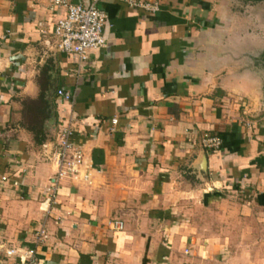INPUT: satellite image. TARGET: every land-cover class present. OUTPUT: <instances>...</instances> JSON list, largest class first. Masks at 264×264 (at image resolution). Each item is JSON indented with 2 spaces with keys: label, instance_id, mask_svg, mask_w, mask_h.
<instances>
[{
  "label": "crops",
  "instance_id": "crops-1",
  "mask_svg": "<svg viewBox=\"0 0 264 264\" xmlns=\"http://www.w3.org/2000/svg\"><path fill=\"white\" fill-rule=\"evenodd\" d=\"M51 1L0 0V264L41 226L38 264H264V0H100L105 45L84 61L56 49ZM69 120L91 183L61 180L47 207Z\"/></svg>",
  "mask_w": 264,
  "mask_h": 264
},
{
  "label": "built area",
  "instance_id": "built-area-1",
  "mask_svg": "<svg viewBox=\"0 0 264 264\" xmlns=\"http://www.w3.org/2000/svg\"><path fill=\"white\" fill-rule=\"evenodd\" d=\"M119 1L131 9L142 10L148 14H155L159 11V4L156 0ZM99 2L100 0H88L87 4H81L71 3L68 0L51 1L52 5L63 7L65 10L64 16L56 20L53 28V34L57 37L55 47L58 51L77 55L80 61H84L90 50L100 49L105 45L103 34L105 14L99 6ZM57 94L63 100L72 102L69 92L58 90ZM110 122L108 130L113 131L117 120L113 117ZM71 134L69 120L58 127L54 144L47 157L56 167L46 187L48 196L44 202L47 207L55 200L61 180L70 179L72 182L81 184L91 183L90 165L85 162L83 151L70 141ZM200 144L206 150L218 149L221 139L216 135L203 134ZM109 225L114 231H120L123 228V223L120 220H112ZM33 237L34 247L24 250L19 255L20 264H38L35 247L46 238L42 226L34 231ZM16 252V249L13 248L5 250V254L8 256L14 255Z\"/></svg>",
  "mask_w": 264,
  "mask_h": 264
},
{
  "label": "trees",
  "instance_id": "trees-1",
  "mask_svg": "<svg viewBox=\"0 0 264 264\" xmlns=\"http://www.w3.org/2000/svg\"><path fill=\"white\" fill-rule=\"evenodd\" d=\"M252 1L253 2H258V1H261V0H252ZM29 109H30V111H32L31 112L32 114L34 112H36L35 114H37V113H38V115H40V114L43 115L44 114V116H45V113H44L45 112V106H44V101L43 100H40L39 102H35V103L29 105ZM36 121H37V118L32 117L30 122H29L30 124L27 125V127L33 133L35 141L37 143L38 142L40 143L43 140L44 137L43 138L42 137L39 138V135H40L41 132H40L39 125H36V124H38V122H36Z\"/></svg>",
  "mask_w": 264,
  "mask_h": 264
},
{
  "label": "rangeland",
  "instance_id": "rangeland-1",
  "mask_svg": "<svg viewBox=\"0 0 264 264\" xmlns=\"http://www.w3.org/2000/svg\"><path fill=\"white\" fill-rule=\"evenodd\" d=\"M247 1H250V0H247ZM251 2H253V1L251 0ZM263 6H264V3H263Z\"/></svg>",
  "mask_w": 264,
  "mask_h": 264
},
{
  "label": "water",
  "instance_id": "water-1",
  "mask_svg": "<svg viewBox=\"0 0 264 264\" xmlns=\"http://www.w3.org/2000/svg\"><path fill=\"white\" fill-rule=\"evenodd\" d=\"M88 2V1H87ZM87 2H85V4H87Z\"/></svg>",
  "mask_w": 264,
  "mask_h": 264
}]
</instances>
